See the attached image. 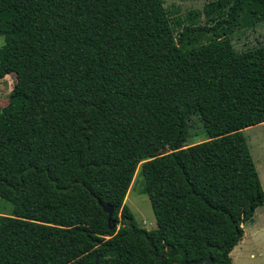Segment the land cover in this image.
<instances>
[{
	"label": "trees",
	"instance_id": "16d2710c",
	"mask_svg": "<svg viewBox=\"0 0 264 264\" xmlns=\"http://www.w3.org/2000/svg\"><path fill=\"white\" fill-rule=\"evenodd\" d=\"M263 21L264 0L182 18L163 0H0V264H231L264 203L241 134L264 123V43L229 34ZM193 117L204 140L186 145ZM136 167L150 230L123 203Z\"/></svg>",
	"mask_w": 264,
	"mask_h": 264
},
{
	"label": "rangeland",
	"instance_id": "374dc122",
	"mask_svg": "<svg viewBox=\"0 0 264 264\" xmlns=\"http://www.w3.org/2000/svg\"><path fill=\"white\" fill-rule=\"evenodd\" d=\"M210 1L163 0V5L170 18H182L188 12H200L202 6ZM202 18L201 15L197 20L198 24L202 25L204 23ZM229 37L237 52L264 43V21L250 28L235 29L229 34ZM0 44H2V38H0ZM13 82L14 77L12 75L0 79V109L8 106V96L11 93ZM189 134L190 138L187 140L186 145L204 140L200 132V124L195 119L190 124ZM241 134L245 139L264 194V123L248 127L242 130ZM141 188V177L138 176V167H136L123 203L130 211L135 225L150 230L154 228V219L149 201L146 195L141 193ZM10 213V204L0 199V215H9ZM249 220L241 226L243 232L242 243L232 251L230 255L231 264H264V204L254 209L251 220ZM238 248H241V251ZM249 255L252 256L249 257Z\"/></svg>",
	"mask_w": 264,
	"mask_h": 264
},
{
	"label": "water",
	"instance_id": "95a60500",
	"mask_svg": "<svg viewBox=\"0 0 264 264\" xmlns=\"http://www.w3.org/2000/svg\"><path fill=\"white\" fill-rule=\"evenodd\" d=\"M97 204L101 206L102 211L106 214V223L108 228L113 229L116 228V225L118 224L117 220H112V208L109 205H100V203L97 201ZM201 263V262H200ZM201 264H210V260L204 259Z\"/></svg>",
	"mask_w": 264,
	"mask_h": 264
},
{
	"label": "crops",
	"instance_id": "0c3cea01",
	"mask_svg": "<svg viewBox=\"0 0 264 264\" xmlns=\"http://www.w3.org/2000/svg\"><path fill=\"white\" fill-rule=\"evenodd\" d=\"M261 124H263V123H261ZM259 125V124H258ZM244 130V129H243ZM264 204V203H263ZM252 217V216H251ZM250 220H251V218H250ZM249 220V221H250ZM242 235H243V233H242ZM240 243H242V236H241V238H240V240L238 241V243L231 249V251L229 252V258H230V255H231V253H232V251L234 250V249H236L237 247H238V245H240ZM239 249V251H241V248H238ZM252 255H249V257H251ZM230 263H231V260H230Z\"/></svg>",
	"mask_w": 264,
	"mask_h": 264
}]
</instances>
